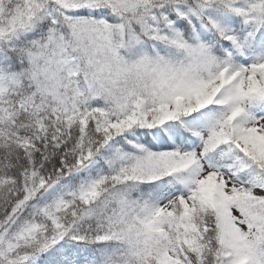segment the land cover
Here are the masks:
<instances>
[{"label":"snow or ice","instance_id":"6c2138e0","mask_svg":"<svg viewBox=\"0 0 264 264\" xmlns=\"http://www.w3.org/2000/svg\"><path fill=\"white\" fill-rule=\"evenodd\" d=\"M0 264H264V0H0Z\"/></svg>","mask_w":264,"mask_h":264}]
</instances>
